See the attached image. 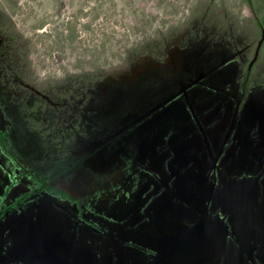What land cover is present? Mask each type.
Returning a JSON list of instances; mask_svg holds the SVG:
<instances>
[{
  "label": "rangeland",
  "instance_id": "obj_1",
  "mask_svg": "<svg viewBox=\"0 0 264 264\" xmlns=\"http://www.w3.org/2000/svg\"><path fill=\"white\" fill-rule=\"evenodd\" d=\"M0 112L11 126L3 143L28 170L3 177L30 196L4 226L9 262L31 264L25 243L45 223L85 239L77 215L125 242L158 237V212L187 222L204 143L215 150L232 132L221 178L237 192L261 168L264 0H0ZM255 181L234 212L238 235L237 218L255 228L264 214V173ZM228 252L244 262L238 246Z\"/></svg>",
  "mask_w": 264,
  "mask_h": 264
},
{
  "label": "flooded vegetation",
  "instance_id": "obj_2",
  "mask_svg": "<svg viewBox=\"0 0 264 264\" xmlns=\"http://www.w3.org/2000/svg\"><path fill=\"white\" fill-rule=\"evenodd\" d=\"M234 112L237 114V108ZM3 117L0 116V129L6 126L8 130L11 127L10 122ZM3 132L1 129L0 264H8L9 256H13L15 252L9 250L8 242L11 240L7 238L8 229H5L4 226L7 221L15 224L14 218L19 214L17 211L21 207L19 205H22L30 196L21 195L22 190L19 184L15 183L17 180L9 181L6 179L8 175L3 177L5 172L20 175L24 171H28L25 167L26 163L23 166L16 160L14 155L22 159L19 154L3 143L5 138ZM231 134L232 132L229 134V131H226L215 150L209 147V142L204 143L205 156L208 161L207 170L204 174L205 178L199 182L198 188L191 190L189 197L183 200L188 210L183 221L187 222L180 223L176 227L174 224L168 225L166 221V218L169 217L167 209L158 212L152 224L157 225V231L164 229L166 232L158 233V237L142 235V241L134 243L122 241L98 228H92L93 224L87 222L80 215L81 218L78 219L77 215V222L83 226L82 233L87 236L85 239L79 242L73 241V236L79 234L78 227L72 228L71 225L68 231H60L61 226H58L60 228L56 232L54 226H50L51 222L45 223L48 227L44 226L42 231H38L33 243H25L27 252L31 253V257L26 262L31 260V264H232L231 261L235 262L236 257L230 256L228 251L234 244L235 247L240 248L244 256L242 264H264V255L258 254L263 250L261 248L264 244V214L253 220L252 224L255 228L250 227L246 216L237 218L240 220L239 228L242 229L239 235L232 225L237 222L234 212L244 211L248 207L247 202L255 195L254 191L251 193V190L248 189L249 186L244 185H252L256 182V178L264 173V151L261 153V157L258 156V159H262L260 160L261 168H253L248 175L242 174V177L247 180L239 182V190L235 191V182L227 180L223 182L221 178V162ZM253 152L256 153L255 150ZM22 160L24 161V159ZM192 185L190 183L188 187H192ZM258 192L260 193V190L257 191L259 200L264 194L261 195ZM56 195L70 202L68 196ZM163 199L166 202V198ZM12 201H17V204L9 205ZM250 208L254 210L257 205H252ZM67 214L71 217L69 211ZM59 220L65 226L67 221ZM31 231V227H25L18 234L17 239L21 237L23 241L24 236L31 241ZM104 240L109 242H104ZM21 244H24V241ZM9 263L14 264L15 260H11Z\"/></svg>",
  "mask_w": 264,
  "mask_h": 264
},
{
  "label": "crops",
  "instance_id": "obj_3",
  "mask_svg": "<svg viewBox=\"0 0 264 264\" xmlns=\"http://www.w3.org/2000/svg\"><path fill=\"white\" fill-rule=\"evenodd\" d=\"M233 122H234V120H232L231 123H233ZM199 179H200V180H199V182H200V181H201L202 179H204V178H203L202 176H201V177L199 176ZM199 182H198V184H199ZM187 203H188V202H187ZM185 205H186V204H185ZM187 211H188V210H187V208H186V213H187Z\"/></svg>",
  "mask_w": 264,
  "mask_h": 264
}]
</instances>
